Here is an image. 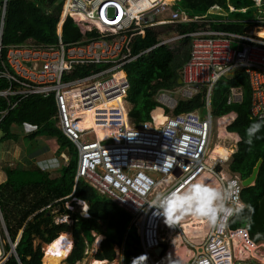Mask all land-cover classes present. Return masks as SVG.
<instances>
[{"label": "built area", "instance_id": "2783aa9c", "mask_svg": "<svg viewBox=\"0 0 264 264\" xmlns=\"http://www.w3.org/2000/svg\"><path fill=\"white\" fill-rule=\"evenodd\" d=\"M176 2L62 0L57 41L47 45L26 41L4 47L1 20L0 99L5 107L0 110V122L22 100L52 95L55 126L77 151L75 179H83L131 216L130 224L139 236L146 264H157L152 251L163 242L165 228L169 238L176 234L191 250L182 264H264V242H254L243 227L231 228L233 215L219 219L222 227L209 226L204 218L191 214L167 225L151 206L158 192L166 193L205 177L230 190L233 208L244 207L241 178L228 168L233 151L224 158L209 149L215 122L211 99L219 80L242 71L250 87L251 116L264 122V37L259 34L264 29L262 5L256 4V11L249 17L229 19L217 12L216 18L210 12L189 15L174 8ZM228 10L234 8L228 6ZM67 18L81 35L69 43L62 40ZM179 23H197L200 27L170 39L159 36L155 45L133 53L134 39L144 37L147 30ZM219 24L237 25L238 29L213 28ZM183 37L191 40L188 58L179 68L180 96L188 100L202 94L203 115L198 111L168 114L157 124L151 112L149 121L133 126L124 105L129 83L123 67L153 48L169 46ZM241 98L240 88L229 89L228 104L240 102ZM156 101L163 115L164 109L172 111L175 106L164 94L158 95ZM229 116L226 124L235 117ZM235 137L237 143L239 139ZM78 204L84 209L83 201ZM68 208L73 211V207ZM184 226H190V231L186 232ZM2 257L0 264L8 255Z\"/></svg>", "mask_w": 264, "mask_h": 264}, {"label": "trees", "instance_id": "16d2710c", "mask_svg": "<svg viewBox=\"0 0 264 264\" xmlns=\"http://www.w3.org/2000/svg\"><path fill=\"white\" fill-rule=\"evenodd\" d=\"M61 1L0 0L2 45L5 47L26 41L41 45L56 43V24L60 17ZM253 3L255 4L253 0H177L173 7L184 10L189 15H204L212 7L228 10V6H231L234 10L227 12L236 18L251 16L256 11L251 7ZM242 8L246 10L244 13ZM168 26L171 25L166 27ZM199 27L197 23L172 26L176 34L189 33ZM213 28L238 29L237 25L232 24L213 25ZM159 36L156 30H147L144 37L134 39L133 53L155 45ZM80 38L75 24L67 18L62 27V40L69 43ZM190 40L189 37H183L173 48L168 45L157 46L123 67L129 83L125 95V100L130 105L128 118L133 126L149 121L151 111L161 107L155 98L159 91H172L179 86V68L188 58ZM4 52L5 49H2V54ZM2 86L0 83V88ZM231 87L241 89L240 102L227 103ZM4 107L5 104L0 99V110ZM211 108L214 117L231 112L236 114L226 126L227 132L238 133L240 137L231 155L229 170L245 179L251 174L258 159L262 160L253 185L242 189L244 207L233 214L229 225L231 228H245L254 242H264V127H261L256 134L258 138L254 137L250 145L245 143L246 127L250 122L260 120L251 116L250 87L242 71L224 77L215 84ZM197 110L204 112L202 94L188 100L179 99L172 111L166 108L164 112L168 115ZM54 115L52 95H35L22 100L0 122L2 139L16 138L12 127L25 123L34 127L29 134L30 139L41 136L54 139L57 156L64 151L69 153V159L62 158L54 174L47 171L48 167L43 169V166L32 159H26V166L17 164L1 167L4 179L0 182V213L7 231V236L1 231L4 240L2 251L8 255L2 264H41L42 244L51 243L61 233H69L72 238V247L64 260L65 264L80 262L96 235H102L103 239L93 254V259L112 262L115 258L114 247L117 246L121 247L123 264H144L139 236L130 224L131 216L83 179H75L77 151L55 126ZM62 163L65 164L61 165ZM78 200L87 203L88 217L65 207V203L70 201L73 206ZM54 208H58L60 215L68 216V220L56 222L52 213ZM11 244H14L15 254L10 253ZM161 245L166 250V244Z\"/></svg>", "mask_w": 264, "mask_h": 264}, {"label": "rangeland", "instance_id": "374dc122", "mask_svg": "<svg viewBox=\"0 0 264 264\" xmlns=\"http://www.w3.org/2000/svg\"><path fill=\"white\" fill-rule=\"evenodd\" d=\"M253 1H255V4L253 3V6H251L252 8L256 9V4L258 6L262 5V7L264 8V3H262V0H253ZM223 11L224 10H221V12H223ZM225 11L227 12L228 10H225ZM242 15H244V14H242ZM174 25H176V24H171V26H168V27H166L167 25H165V26H162L160 28H157L156 31L159 32L160 38L161 39H165V38L170 39L172 36H174L175 33H174L173 28H172V26H174ZM177 45H178V41L170 44L169 46L175 47ZM160 94L167 95L171 100H173V103H175V105H176L177 100L182 99L180 96L179 87L174 88L172 91L161 90L156 94L155 98L157 99L158 95H160ZM124 105L128 111L130 108V105L126 102V100L124 102ZM168 110L171 111L170 109H168ZM198 112L200 115H203V113H204L202 111H198ZM230 117L231 116L224 117V119H226V122L224 124L220 125V129L225 132V133H222V135L219 132L220 130H219V127L217 124L218 119L212 125L210 144H209L210 150H212V148L214 147L215 144L221 145L222 147L229 150L230 153H231V151L235 150V145H236L235 139H236V137L234 134L227 132L226 128L224 126L227 123V121L230 119ZM215 118H217V117L215 116L213 118V121ZM33 130H34V127H32L31 125L23 123L22 125L12 127V131L16 135V138L12 137L9 139H2L1 133H0V161H2L1 165L5 166V165H17V164H19L21 166H26L27 165L26 159H28V160L32 159L38 165L43 166V169L48 167L47 171H49V173L53 172L52 174H54L55 168L57 166H59V164L62 162V158L65 160L69 159V153L67 151H64V152H62V156H59V155L57 156V154L55 153L56 144L54 142V139H51V138L49 139V138H46L43 136L37 137L35 139H30L29 134H31V132H33ZM230 160H231V158H230ZM230 160H229V162H230ZM63 164H65V163H62L61 165H63ZM149 174L152 177L156 176V174L153 172H149ZM65 207L67 209H69L68 207H73L72 209L74 212L83 213L81 206H79L77 204V202L73 206H71L70 201H69V202L65 203ZM52 213L54 214V219L56 222H60L61 220H65L67 218L64 215L59 214L58 208H54ZM2 230H3V220L0 218V244H1V246L4 244V240H3V237L1 235ZM175 235L176 234H174L173 236H175ZM4 236H5V234H4ZM162 238H163V243H166L167 246L170 247L171 246L170 240L167 241L169 239V233H167L166 228L163 229V231H162ZM7 240H8V238H7ZM36 242L37 241H35V243ZM44 245L45 244H42V251H43ZM172 246H174V250H172V252H169V250H168V252L171 253V256L174 258V263L170 262L169 264H182L181 258L183 259V257H182L183 252L180 249L184 248L185 245L180 242V244H174ZM186 248H189V247H186ZM114 249H115V256L117 253V258H118V259L116 258V262L118 264H122L121 247L115 246ZM94 251H95V248L93 247V245L88 247L85 250V254H86L85 257L80 262H78L77 264H92L93 260H94L92 257L93 254L95 253ZM4 255L5 254L1 251L0 252V261L2 260L1 259L2 256L4 258L7 256V255L6 256H4ZM64 260L65 259H63L61 261V264H65ZM41 261H42V259H41ZM41 264H42V262H41ZM235 264H258V263H256L255 261H244V262H235Z\"/></svg>", "mask_w": 264, "mask_h": 264}, {"label": "clouds", "instance_id": "9594fccd", "mask_svg": "<svg viewBox=\"0 0 264 264\" xmlns=\"http://www.w3.org/2000/svg\"><path fill=\"white\" fill-rule=\"evenodd\" d=\"M159 108H162V106ZM230 114L236 116L234 112H231L226 114L227 117ZM220 118H224V117L223 116L217 117L215 118V121L217 119L219 120ZM227 125L228 124L224 125L225 128ZM261 127H264V122H260V121L250 122L245 129V143L250 145L252 143V139L256 137V134L259 132ZM236 135L237 138L240 139L239 134L237 133ZM231 200H232L231 192L223 184L216 183L209 178L201 177L200 179H196L193 182L189 183L187 186H182L181 188H176L166 193L158 192L155 195V198L152 200L151 206H154L159 211V214L164 217V223L167 225H172L176 221L181 220L185 215L191 214L204 218L209 226L222 227V225L218 224L219 219L231 216L239 211L238 208H233L230 205L229 202ZM78 201H76L77 204ZM83 202L85 203L88 209L87 203L85 201ZM87 209H86L87 216H83V217H88ZM65 217L67 218L65 220H61L60 222L67 221L68 216ZM0 218L2 219L1 213H0ZM2 231L3 234L7 236L6 233L7 231L4 225ZM169 239L167 241H169ZM13 245L14 244H11V247ZM167 251H168V246L166 250H164L163 247V251L160 253L159 256H156L154 254V250L152 251L157 264H163L161 258L164 257ZM142 257L144 258L143 254ZM144 260H145L144 264H146V259L144 258ZM170 262L174 263V261H170Z\"/></svg>", "mask_w": 264, "mask_h": 264}, {"label": "bare ground", "instance_id": "6f19581e", "mask_svg": "<svg viewBox=\"0 0 264 264\" xmlns=\"http://www.w3.org/2000/svg\"><path fill=\"white\" fill-rule=\"evenodd\" d=\"M259 34L264 37V29L262 31H260ZM153 113H154L153 116H154L157 124L162 123L165 120V115L162 114L161 109L157 108L154 112H152V114ZM225 122H226V119H224V118H220L217 121L219 130H220L219 132L221 133V135H222V133H225V132L220 129V125L224 124ZM212 154L219 155L220 157L226 158L229 156L230 152H229V150L222 147L221 145L215 144L214 147L212 148ZM85 210H86V205H84V209L82 212L86 213ZM184 230L186 232H189L190 226L189 227L184 226ZM101 237L102 236H100V235L95 237L94 246H93L94 248L99 246V243L102 239ZM174 244H180V240H178L177 236H172L170 238V245H171L170 247L172 248V250H174V246H172ZM71 247H72L71 235L69 233H61L51 243L44 245L43 257H42V261H41L42 264H61V261L63 259H65L67 257V255L69 254ZM180 250H182V252H183V254H182L183 259H185L187 256H189L191 253V250L189 248H186V246H184V248H182ZM115 261H116V259L114 260V263H107V261H104V260L100 261V260L94 259L92 264H116Z\"/></svg>", "mask_w": 264, "mask_h": 264}, {"label": "crops", "instance_id": "0c3cea01", "mask_svg": "<svg viewBox=\"0 0 264 264\" xmlns=\"http://www.w3.org/2000/svg\"><path fill=\"white\" fill-rule=\"evenodd\" d=\"M214 12H217V14H221V13H223V15H222V17H227V18H229V19H233V18H235L234 16H231L230 14H228V12H226L225 10L223 11V12H221L220 10L219 11H217V10H215V8H211V10H210V15L211 16H214L215 18H216V15L217 14H215ZM221 17V18H222ZM236 18H238V19H241V18H246V17H236ZM157 108H159V107H157ZM156 108V109H157ZM156 109H154L152 112H154ZM159 109H161L162 110V108H159ZM162 112H163V110H162ZM153 115H154V113H153ZM231 134H234V135H236L235 133H231ZM60 156H62V153H61V155ZM2 161H0V182L4 179V176H3V172L1 171V167H3L2 165ZM96 236H98V235H96ZM95 236V237H96ZM100 236H102V235H100ZM102 239H103V236L101 237ZM101 239V240H102ZM170 240V239H169ZM101 242V241H100ZM100 244V243H99ZM93 246H94V241H93V244H92ZM99 247V246H98ZM98 247H96L95 248V251L94 252H96V250L98 249ZM117 247V246H116ZM168 250H169V252H172V248L171 247H168ZM122 252V251H121ZM168 251L166 252V254L164 255V257L163 258H161V261H162V263L163 264H169L170 263V261H174V258L171 256V253H169ZM117 258V253H116V256H115V258H114V260ZM118 259V258H117ZM114 260L112 261V262H107V263H114ZM182 260V259H181ZM104 261H106V260H104ZM118 261V260H117ZM116 262V261H115ZM116 264H118L117 262H116ZM122 264H123V255H122Z\"/></svg>", "mask_w": 264, "mask_h": 264}, {"label": "water", "instance_id": "95a60500", "mask_svg": "<svg viewBox=\"0 0 264 264\" xmlns=\"http://www.w3.org/2000/svg\"><path fill=\"white\" fill-rule=\"evenodd\" d=\"M177 84L178 85L181 84V79L180 78H178ZM261 162H262V160L261 159H258V161L256 162L255 166L252 169L251 174L248 177H246L245 179H242L241 180V184H242V186L244 188L253 185V183H254V181L256 179V176H257V173H258V170H259V167H260ZM162 251H163V247L162 246H159V247H157V248L154 249V254L156 256H159ZM10 253L15 254L14 245L11 247Z\"/></svg>", "mask_w": 264, "mask_h": 264}]
</instances>
